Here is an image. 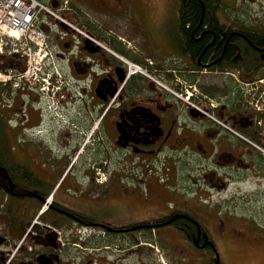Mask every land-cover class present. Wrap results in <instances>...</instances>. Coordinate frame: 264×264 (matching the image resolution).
Returning a JSON list of instances; mask_svg holds the SVG:
<instances>
[{
	"label": "flooded vegetation",
	"instance_id": "1",
	"mask_svg": "<svg viewBox=\"0 0 264 264\" xmlns=\"http://www.w3.org/2000/svg\"><path fill=\"white\" fill-rule=\"evenodd\" d=\"M41 1L50 67L30 86L0 58V264H242L264 246V6L194 0L192 18L179 0L150 19L166 33L149 0ZM54 82L89 103L90 151L73 121L57 134ZM71 171L97 200L59 191Z\"/></svg>",
	"mask_w": 264,
	"mask_h": 264
},
{
	"label": "rangeland",
	"instance_id": "2",
	"mask_svg": "<svg viewBox=\"0 0 264 264\" xmlns=\"http://www.w3.org/2000/svg\"><path fill=\"white\" fill-rule=\"evenodd\" d=\"M240 1L241 0H229V2H225V1L224 2H225L226 7H227L226 3H228L229 9L230 8L232 9V8H235L236 5L239 6ZM243 1H245L247 3V6H249V7H247L248 11H251V10L259 11L261 6H264V0H243ZM149 2H150L149 11L154 13V15L150 16V18H149L150 28L154 29V30L159 28L162 31L169 33L170 28L168 27V24H169L168 21L163 22V21L150 20V19H151V17H153L154 19H157L158 17L172 16L178 7L179 0H149ZM37 8L40 11L43 10V8L41 7V5L39 3H38ZM44 11L48 12L47 10H44ZM31 53H32V55H35L37 53V50H35L34 52H31ZM45 57L47 58L46 52L41 57L39 56L38 58L35 59L34 63H32V68L35 66H41L42 68L47 70V68L50 67L49 66L50 64H49V61H47V60L45 61ZM21 63H23V65L21 64V66H22V69H24L26 66V63H25V61H23ZM44 64H45V66H44ZM57 67H58L57 64H55V68H57ZM59 67H61V66H59ZM31 71H32V69H31ZM55 71L60 73L57 69H55ZM49 77L55 78V76L54 75L51 76V74H49ZM24 78L29 79L30 84H32V80H31L32 78H29L26 76H24ZM2 79L3 78H0V80H2ZM59 89H60V87L58 85H56L54 82L53 86L51 88H49V91H48V101H50V106H51L49 111L51 113H53L54 122L57 124V126H59L64 121V128H60L57 131V134H60L61 132L62 133L66 132V131H63L64 129L74 131L72 129V127H73L72 121H73L76 124V126L78 127V129L76 130V131H78L77 132L78 136L82 140H84L85 143L89 142V141L92 143L93 142L92 139H94L95 136L97 137L96 141L98 142L99 137H98V129L96 128L97 123L94 126H92L91 128H88L89 126H83L82 129H79V126H81L80 123H82V120H83L82 116L84 114H86L87 110L89 109V103L87 101H83L82 106L76 107V109L78 111H75V109L72 107L68 108V106H67L68 103H65L66 96L64 93H61V90H59ZM57 90H59V91L57 92ZM58 94H59V97H58ZM60 108H64V110L67 109L68 113H66V116H63L65 113L63 112V110H59ZM54 113H55V115H54ZM83 129H85V130H83ZM89 146H91V144L86 143L84 148L87 151L88 150L90 151L92 149V147H89ZM97 157H99V155H97ZM88 162H90V160H88ZM103 164L105 166L108 165L107 162H104ZM93 169H96V167L93 166ZM71 174H72V171L69 173V176L65 180L63 178L64 183L62 185L60 183L62 178L58 181V177L56 176L55 184L57 187L60 185L59 191L65 192L68 195V198L70 199V201H72V202H79L83 198L84 199H96L97 200V191H94V189L92 187L87 188L86 192L67 191L66 183L68 181H72L71 180L72 179ZM100 193H102V191H100ZM77 200H79V201H77ZM90 215H92L94 217V219L97 220V216L95 214L91 213ZM242 250L245 251V254L242 255V257L245 258V260H243L241 262L242 264H246L248 262L247 258L249 256H254V258H255V260H253L254 264H264V246L259 247V245H258V248H251V251H249L246 248H242Z\"/></svg>",
	"mask_w": 264,
	"mask_h": 264
},
{
	"label": "built area",
	"instance_id": "3",
	"mask_svg": "<svg viewBox=\"0 0 264 264\" xmlns=\"http://www.w3.org/2000/svg\"><path fill=\"white\" fill-rule=\"evenodd\" d=\"M37 6L35 0H0V50L7 45L13 48V52L20 51L26 58L28 68L22 77L30 78V75L40 70L39 66L32 68L44 41L37 27L40 11ZM34 49L37 53L32 55ZM258 83L262 85L263 81ZM253 107L258 112H264V93L261 102H255Z\"/></svg>",
	"mask_w": 264,
	"mask_h": 264
},
{
	"label": "trees",
	"instance_id": "4",
	"mask_svg": "<svg viewBox=\"0 0 264 264\" xmlns=\"http://www.w3.org/2000/svg\"><path fill=\"white\" fill-rule=\"evenodd\" d=\"M188 1V8L187 10H189L190 12V16L192 18H195L199 12V7L198 5L196 4V2L194 0H187ZM257 41H258V44L263 42L264 41V36L260 39V38H257ZM12 61V60H10ZM19 70H22V66H20Z\"/></svg>",
	"mask_w": 264,
	"mask_h": 264
},
{
	"label": "bare ground",
	"instance_id": "5",
	"mask_svg": "<svg viewBox=\"0 0 264 264\" xmlns=\"http://www.w3.org/2000/svg\"><path fill=\"white\" fill-rule=\"evenodd\" d=\"M34 51H35V49H34ZM260 81H263L262 85H260L262 87V92L257 97H255L253 95V98H252L251 102H261V100L263 99L264 79H261ZM255 90H257V88H255Z\"/></svg>",
	"mask_w": 264,
	"mask_h": 264
}]
</instances>
